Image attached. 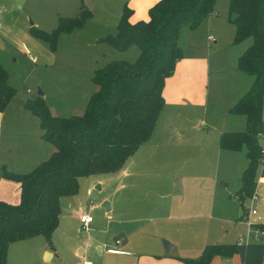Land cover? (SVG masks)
I'll return each mask as SVG.
<instances>
[{
    "label": "rangeland",
    "instance_id": "rangeland-1",
    "mask_svg": "<svg viewBox=\"0 0 264 264\" xmlns=\"http://www.w3.org/2000/svg\"><path fill=\"white\" fill-rule=\"evenodd\" d=\"M82 1L88 6L85 7L90 13L89 18L68 30L59 31L54 49L51 50L46 43L31 35L30 23L35 28L50 31L57 26L59 17L75 16L78 8L74 11L65 9L57 0H0V64L7 73L8 83L15 89L7 105L6 115H20L23 112V103L34 98L37 88L40 89L51 114L59 116L80 114L86 97L95 89L89 80L92 72L110 60L131 62L135 59L138 54L135 45L125 50H116L98 41L100 37L115 32V24L120 13L116 15L113 11V0H92L95 3L90 2L92 6L89 4L91 0ZM102 4H109L111 6L109 11L104 10ZM227 6L228 0H214L207 27L203 25L199 32L198 28L190 31L184 25L177 38L178 45H182L186 40L188 43L192 42L193 38L199 41L201 45L186 48V53L205 50V54L210 58L211 100L208 110L205 113L201 108L186 109L187 107L182 106L178 111L185 113L187 120H176L170 131L172 137L163 142L162 130L167 121H172L169 118L173 112L172 109H168L170 107H163L156 118L149 140L139 145L134 151L135 154L133 152L118 171L78 179L75 194L80 197L77 207L89 211L93 220L92 228L82 230L78 225L70 234L60 237L56 235V243L65 264H82L80 260H74L73 249H76V255H81L77 253V248L83 249L82 246L89 239L93 243L101 235L111 237L118 235L119 231L129 232L130 222H126L128 225H125L120 219L130 220V214L138 218L133 224L134 228H149L152 222H147L145 218L153 214L151 202L158 198V194L163 196L159 200L167 201L171 198L168 196L173 193L172 197L189 205L185 210L198 209V212H203L210 204L212 216L219 212L232 215L241 209L246 211L249 199L245 198L240 206L241 204L232 196L237 187L239 172L245 163L242 151L234 153L235 157L229 159V164H226L223 155L217 157L216 153H210L209 150L201 153L202 148L210 147L188 145L190 147L179 151L181 155L177 159L174 153L177 144L175 138L180 137L175 133L183 130L187 124L199 125L201 120L204 122L203 117L207 122L214 121V127L223 131L243 129V118L227 113L226 109L244 93L251 81L249 76L240 73L235 67L236 56L248 44L249 39L232 44L234 27L228 20ZM206 35L212 39H206ZM32 117L36 120L34 116ZM16 127L13 132L16 138H22L34 130V126L26 123L18 124ZM202 127L204 126L200 125L199 129ZM2 142L3 139L0 146ZM159 142L161 146L157 145ZM178 148L182 146L179 145ZM25 156L12 155L10 159L23 157L28 160V164L22 163V169L27 170L30 169L29 165H33L37 160H34V156ZM96 179L100 180L101 184ZM181 180L186 184L185 190L175 193L176 184L182 186ZM222 181L225 182V186H222ZM97 184L99 187H96ZM86 187L90 189L88 195L85 194ZM103 196L105 197L102 199ZM130 196L137 206L134 209L131 207V212ZM110 201L112 220L109 221L105 217L107 211L104 205ZM205 220L202 218L199 222L203 224ZM212 221L211 218L210 222ZM225 229V232L222 230L214 241L221 242L223 236L232 235L238 230L233 226H225ZM246 230L245 227L242 236ZM230 235L228 239H231ZM38 238L44 242L41 235ZM159 241L161 242L160 238ZM50 262L49 264L57 263L55 258Z\"/></svg>",
    "mask_w": 264,
    "mask_h": 264
},
{
    "label": "trees",
    "instance_id": "trees-1",
    "mask_svg": "<svg viewBox=\"0 0 264 264\" xmlns=\"http://www.w3.org/2000/svg\"><path fill=\"white\" fill-rule=\"evenodd\" d=\"M214 0H157L147 10V19L131 23L130 9L123 4L115 32L98 39L116 50L135 45L138 54L131 62L110 60L89 77L95 89L85 99L80 114L59 116L50 113L41 95L26 100L23 108L38 120L40 137L53 151L26 172L0 168V177L19 184V199L11 204L0 200V264H6L8 244L42 235L48 247L58 224L59 199L74 195L78 178L118 171L145 142L164 105L162 85L182 52L177 44L179 29H195L213 11ZM228 20L234 27L232 44L249 39L237 56L236 69L251 78L227 112L243 118L242 130L222 131L218 147L244 151L246 166L240 174L236 197L250 195L254 173L262 156L257 137L263 132L261 104L264 93V0H228ZM80 6L75 16L59 17L50 31L29 26L31 35L54 49L59 31L88 19ZM15 89L0 64V111ZM264 174V167L261 170ZM261 242L247 244H206L185 264H208L214 256L237 254L241 264H262Z\"/></svg>",
    "mask_w": 264,
    "mask_h": 264
},
{
    "label": "crops",
    "instance_id": "crops-1",
    "mask_svg": "<svg viewBox=\"0 0 264 264\" xmlns=\"http://www.w3.org/2000/svg\"><path fill=\"white\" fill-rule=\"evenodd\" d=\"M156 1L157 0H113V11L116 15L119 14L123 4H125L130 9V14L128 16L129 22L134 23L136 21H144L147 19L148 8ZM57 2H61L60 4H63L65 9L67 8L73 11L77 10L80 6L84 8L88 7L86 4L82 3V0H57ZM90 2L93 3V1H89L90 6H92V3ZM101 6L106 11H109V8L111 7L109 4H102ZM117 6L118 8H116ZM67 16L69 17V15ZM203 21L193 30L187 28L190 31H194L198 28V31L200 32L203 25L207 27L209 24V15ZM183 26L184 25H182L180 29ZM180 29L178 36L180 35ZM208 36L209 35H206V39ZM191 41L192 42L188 43L186 40L182 45H178L181 49L182 57L176 61L172 73L163 81L161 90L164 101L163 107H170L168 109L173 110V112L170 113L171 117L169 118L172 121H167L166 126H164L162 130L163 142L172 137L170 131L176 120H187L186 114L178 111L182 106L187 107L186 109H189L190 107L201 108L202 111H205L206 113L210 104V58L205 54V50H199L198 53H186V48H195L198 47V44L201 45V43L195 41L194 38ZM213 107L214 105H212V108ZM6 108L3 111H0V142L1 139H3L0 146V168L5 167V169L12 172H26L39 161L45 159L54 148L52 145L50 146L49 143L41 139L38 120L35 116L36 120L29 112L28 113L31 116L26 114L25 112L27 111L24 108L23 112L18 116L6 115ZM203 120L204 122L201 120L199 125L187 124L184 129L181 130L182 132L179 130L175 133L178 137L180 136V139L175 138L177 143L174 150V153L177 156L176 159L181 155L179 151L183 148L190 147L188 145L194 147L196 145L200 147H210L202 148L201 153L209 150L210 153H216L217 157L223 155L224 159H226V164H229V159L235 157L233 156L234 153L242 151L244 156L243 150L230 151L220 149L218 147V136L223 130L221 128H215L214 121L210 120L207 122L204 117ZM23 123H26V125L31 124L34 126V130L30 131V134L27 133V137H14L13 132L16 130V126ZM261 124L263 132L258 135L257 142L260 151H262V156H264V93L261 104ZM200 125L204 126L201 130L199 129ZM168 127L170 128L168 129ZM176 135H174V137ZM147 140H149V138ZM146 141L144 143H146ZM160 142L157 143L158 146H161ZM179 145H181L182 148H178ZM1 148H3V150H1ZM12 155L34 156V160L36 159L37 161L33 165L30 164V169L26 170L22 169V163L25 162L28 164V160H25L23 157H21L22 159L13 157L14 160H11L10 157H12ZM244 159V167H242L239 172L237 187L233 191L232 196L241 204L240 206H242L244 199L248 198L249 206L252 205L255 207L257 214L260 216V220L252 225L251 228L247 227L246 211L244 209H241L240 212L232 215H226L223 212H219V214L212 216V206L210 204L203 212H198V209H196V211L191 209L185 210L189 208V205L187 206L185 203L183 204V200L172 197L173 193H171V196L164 195V197H171L167 201L165 199L162 201L159 200V198H163V196L158 194V198L151 202L153 214L145 218L147 222H152L149 228H134L133 224L138 218L130 214V220L120 219V221L125 222V225H128L126 222H130L129 232L119 231L120 233H118V235H111V237L101 235L98 239H95L93 243H91V240L89 239V241L85 242L82 246L83 249L77 248V253L81 255H76V249H73L74 260H80L79 262L82 264L84 262L90 264H185L181 258L197 257L203 246L206 244L236 243L239 235L242 236L241 234L245 231V227L251 232H254L255 229L260 231V233L257 232V235H259L258 241L264 246V174L261 173L264 166H261L259 160L254 173V185L252 191L249 196L239 201L236 197V191L240 184V174L247 163L245 157ZM98 182L101 184L100 180H98ZM181 183L182 186L180 185V192H183L186 184L183 180H181ZM225 185V182L222 181V186ZM96 187H99V184H97ZM212 189L213 181L211 183V190ZM176 191L175 193H178ZM89 193L90 189L86 187L85 194L88 195ZM252 194L257 197L255 201L250 200ZM79 197L80 196L74 194L59 199L60 209L58 224L52 231L50 247L46 245L45 239L42 235L44 242H42L41 238H38L39 235L11 242L8 244L6 251V264H49L53 258H55L57 262L56 264H65L63 256L59 252V245L56 243V235L60 237L64 234H70L73 231V228L76 229L78 225L80 226L78 215L82 212L89 213V211L83 207H77L79 206ZM104 197L105 196L101 198L103 199ZM18 199L19 184L15 181L0 177V200L14 204ZM134 202L135 200H132L130 196V212L131 207H133V209L134 207H137ZM104 206L107 211L105 217L110 221L112 220L111 201L105 202ZM185 212L188 213L185 214ZM202 218L206 219L203 224L199 222ZM211 218L213 219L212 222H210ZM91 223L88 228L90 230L92 228ZM225 226H233L238 228V230L232 235L227 234L223 236L221 242L214 241L217 240L216 236L220 235L222 230L225 232ZM105 231L106 229L103 231V234ZM229 235L231 239H228ZM159 238L166 240L170 244L167 250L164 249ZM117 240H120V242L117 243ZM96 250L97 252H95ZM208 264H241V261L237 254H233L230 257L214 256ZM262 264H264V254Z\"/></svg>",
    "mask_w": 264,
    "mask_h": 264
},
{
    "label": "built area",
    "instance_id": "built-area-1",
    "mask_svg": "<svg viewBox=\"0 0 264 264\" xmlns=\"http://www.w3.org/2000/svg\"><path fill=\"white\" fill-rule=\"evenodd\" d=\"M208 39H211L210 36L207 37ZM262 154V151H260ZM260 164L261 166H264V156L261 157L260 159ZM256 196L254 194H252L250 196V200L251 201H255L256 200ZM260 220V216L257 214L255 207H253L252 205L248 206L246 209V224L247 227L251 228L252 225H254L255 223H257ZM78 221L80 223V228L82 230H87L90 226V223L92 221V216L88 213V212H82L78 215ZM257 232L260 233V231H258L257 229H255L254 232L248 231L243 235V236H239L236 244H247L249 242H257L258 239V235ZM120 240H117V243H119ZM83 264H90L88 262H84Z\"/></svg>",
    "mask_w": 264,
    "mask_h": 264
},
{
    "label": "water",
    "instance_id": "water-1",
    "mask_svg": "<svg viewBox=\"0 0 264 264\" xmlns=\"http://www.w3.org/2000/svg\"><path fill=\"white\" fill-rule=\"evenodd\" d=\"M30 25H31V23H30ZM41 94L42 93H41L40 89L37 88L36 89V95H41ZM176 189H177L176 192L179 193L180 192V184L179 183L176 184ZM161 244H162V246L164 247L165 250H167L168 247L170 246V244L166 240H163V239H161Z\"/></svg>",
    "mask_w": 264,
    "mask_h": 264
}]
</instances>
